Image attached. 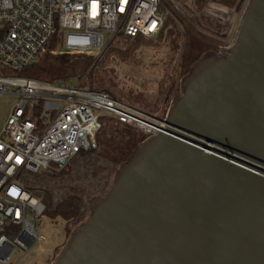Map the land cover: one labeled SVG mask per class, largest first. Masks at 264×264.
Segmentation results:
<instances>
[{
	"label": "water",
	"instance_id": "1",
	"mask_svg": "<svg viewBox=\"0 0 264 264\" xmlns=\"http://www.w3.org/2000/svg\"><path fill=\"white\" fill-rule=\"evenodd\" d=\"M51 264H264V0L181 82Z\"/></svg>",
	"mask_w": 264,
	"mask_h": 264
},
{
	"label": "built area",
	"instance_id": "2",
	"mask_svg": "<svg viewBox=\"0 0 264 264\" xmlns=\"http://www.w3.org/2000/svg\"><path fill=\"white\" fill-rule=\"evenodd\" d=\"M194 1L173 3L192 23L200 18L190 5ZM163 2L0 0V94L20 99L0 132V264H11L15 251L28 253L40 241L39 219L46 208L27 189V178L64 168L81 153L93 151L105 116L146 137L158 135L165 127L164 118L108 93L19 74L52 46L55 55H99L117 37L129 41L157 37L165 24Z\"/></svg>",
	"mask_w": 264,
	"mask_h": 264
},
{
	"label": "rangeland",
	"instance_id": "3",
	"mask_svg": "<svg viewBox=\"0 0 264 264\" xmlns=\"http://www.w3.org/2000/svg\"><path fill=\"white\" fill-rule=\"evenodd\" d=\"M177 1L164 0L165 26L163 33L155 38L129 42L126 38L117 37L101 54L69 56L71 59L65 64L48 60L49 54L41 55L37 66L47 73L43 80L55 81L63 86L81 85L106 90L136 109L166 116L171 101L181 92L182 80L197 63V58L192 56L206 51L208 47L203 42L207 43L210 38V44H222L219 36L229 32L222 25L213 24L209 19L213 17H205L203 9L210 0L190 3L200 14L195 23L187 21L174 9L173 3ZM211 1L217 3L219 0ZM247 1L237 7L239 18ZM219 2L232 6L237 0ZM177 22L182 23L186 33H189L187 36ZM197 31L206 37L199 38ZM200 43L203 45L201 48ZM19 101L18 96L0 94V132ZM143 139L139 132L106 124L96 137L93 151L80 154L64 168L31 177L29 188L42 199L47 198L44 203L46 209L39 219L40 241L28 253L15 251L11 264H51L71 233L88 220V201L107 193L117 171ZM76 200L80 202V211L65 220L68 217L66 212H75L73 206Z\"/></svg>",
	"mask_w": 264,
	"mask_h": 264
},
{
	"label": "trees",
	"instance_id": "4",
	"mask_svg": "<svg viewBox=\"0 0 264 264\" xmlns=\"http://www.w3.org/2000/svg\"><path fill=\"white\" fill-rule=\"evenodd\" d=\"M211 1V0H210ZM220 1V0H219ZM219 1H217V3H219L220 5H223L221 2H219ZM214 19H216L215 17H213ZM175 19V18H174ZM218 20V19H217ZM177 24L183 29V33H184V35H188L189 33H186V31H185V29L183 28V25H182V23H179V22H177ZM164 26H165V24H164ZM190 28H192V27H190ZM196 30V29H195ZM189 31L191 32V30L189 29ZM163 33V29H162V32L160 33V35ZM159 35V36H160ZM199 38H201V37H206L204 34H202V33H200V32H198L197 31V34H196ZM141 38H143V37H141ZM141 38H137L136 40H133V41H129V42H135V41H138L139 39H141ZM209 40H211V38L209 39ZM208 40V42L206 43V42H203V44H206L207 45V47H208V49L206 50V51H201L200 53H198L197 54V56H192V58H197V61L196 62H198V61H200V59H201V57L202 56H204V54L207 52V51H209V50H212V51H215V52H218V45H216L215 43H211L210 44V41ZM212 41V40H211ZM219 44V43H218ZM201 47H203V45H201V43H200V45H199V48H201ZM51 49L52 50H50L49 52H47V54H49L48 55V60H50V61H56V62H61L62 61V63L63 64H65V63H68L69 62V59H71L69 56H84V57H87V55L85 56V55H82V54H65V55H55L52 51L55 49V47L54 46H52L51 47ZM204 52V53H203ZM89 58V57H88ZM191 58V59H192ZM199 58V59H198ZM90 59H92V56L90 57ZM190 73V72H189ZM188 73V74H189ZM47 73H46V71L45 70H43L42 68H39L38 66H37V63H35L33 66H31L30 68H28L27 70H25V71H23L21 74H19V76L20 77H23V78H30V79H34V80H38V81H43V82H50V83H56L55 81H48V80H43V78H44V76L46 75ZM89 89V88H88ZM90 90H92V91H96V92H104V93H108L111 97H113L114 99H117L118 101H120V102H122L121 100H119L118 98H116V96H114V94H111L110 92H108V91H106V90H97V89H91L90 88ZM172 100V99H171ZM124 103V102H123ZM168 103V102H167ZM41 104H43V102L41 103ZM125 104H127V105H129V106H132V105H130V104H128V103H126L125 102ZM133 107V106H132ZM141 111H143V112H145V113H147V114H150V115H153V116H156V117H158V118H161V119H163V118H165V116H163V117H160L159 115H156V114H154V113H152V112H150V111H147L146 109L145 110H141ZM38 113H39V111H38ZM38 113H37V115H38ZM101 123H102V128L101 129H103L104 128V126H106V124H111V125H114V126H117V127H121V128H125V129H127V130H131V131H134L135 133H137V132H139V133H141L142 135H143V137H144V139H143V141L147 138L146 137V135L143 133V132H141V131H139V130H137V129H135V128H133V127H131V126H128V125H126V124H123V123H121V122H119L118 120H116V119H114V118H112V117H110V116H105V117H103L102 118V121H101ZM143 141H141V143L143 142ZM137 147H135V149H136ZM135 151V150H134ZM133 151V152H134ZM132 152V153H133ZM132 153H131V155L129 156V158L132 156ZM81 154H83V153H81ZM128 160V159H127ZM126 160V161H127ZM125 161V162H126ZM124 162V163H125ZM33 176H35V175H32V176H30L29 178H27V180H26V187H27V189L31 192V193H33L34 195H36V196H38V197H40L39 196V194H36L33 190H31L30 188H29V186H28V181H29V179L31 178V177H33ZM41 198V197H40ZM42 199V198H41ZM46 200H47V198L46 197H44L43 199H42V201H43V203H45L46 202ZM75 203H74V206H73V208H74V210H75V212H70V213H72V214H74V215H76L79 211H80V202L79 201H74Z\"/></svg>",
	"mask_w": 264,
	"mask_h": 264
},
{
	"label": "crops",
	"instance_id": "5",
	"mask_svg": "<svg viewBox=\"0 0 264 264\" xmlns=\"http://www.w3.org/2000/svg\"><path fill=\"white\" fill-rule=\"evenodd\" d=\"M239 1L240 0H237L236 4L232 6L220 5V4L214 3L213 1H207L206 2L207 8L205 5L203 12L205 13V17L207 18H209V16L215 17L216 19L209 18L213 22V24L222 25L226 30H229V32L231 31L232 36H234L233 34H235L237 26L240 21L239 15L238 13H236L238 9L237 6L240 4ZM194 6L197 8L198 7L197 3H195ZM206 10H209V13H206ZM66 213L68 217H66L65 220L72 216V213L70 212L69 213L66 212Z\"/></svg>",
	"mask_w": 264,
	"mask_h": 264
},
{
	"label": "flooded vegetation",
	"instance_id": "6",
	"mask_svg": "<svg viewBox=\"0 0 264 264\" xmlns=\"http://www.w3.org/2000/svg\"><path fill=\"white\" fill-rule=\"evenodd\" d=\"M239 2H240V4H239L238 6L244 4V3H245V0H240ZM247 2H248V1H247ZM238 6H237V7H238ZM224 34H225V33H224ZM233 35H234V34H233ZM232 39H233V37H232L231 31L228 32V34H225V35H222V36L220 35L218 40H219L222 44H220V45L217 44V45H218V52H219V50H220L221 48L228 46V45L231 43ZM210 52H215V51L209 50V51H207V52L204 54V56H205L206 54L210 53ZM56 255H57V254H56ZM48 262H49V261H48Z\"/></svg>",
	"mask_w": 264,
	"mask_h": 264
}]
</instances>
